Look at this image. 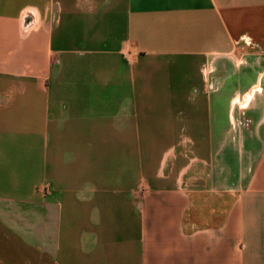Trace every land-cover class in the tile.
I'll return each instance as SVG.
<instances>
[{
	"label": "crops",
	"instance_id": "1",
	"mask_svg": "<svg viewBox=\"0 0 264 264\" xmlns=\"http://www.w3.org/2000/svg\"><path fill=\"white\" fill-rule=\"evenodd\" d=\"M0 264H264V0H0Z\"/></svg>",
	"mask_w": 264,
	"mask_h": 264
}]
</instances>
